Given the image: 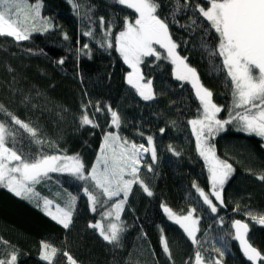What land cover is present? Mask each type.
Listing matches in <instances>:
<instances>
[{
  "label": "trees",
  "instance_id": "16d2710c",
  "mask_svg": "<svg viewBox=\"0 0 264 264\" xmlns=\"http://www.w3.org/2000/svg\"><path fill=\"white\" fill-rule=\"evenodd\" d=\"M29 1L41 3V16L51 26L24 39L0 33L3 146L22 163L76 158L86 179L61 171L44 176L74 197L66 226L0 186V264H69L70 259L77 264H196V257L214 261L218 256L220 264H249L233 238L237 219L248 226L247 239L264 264V139L230 123L208 137L216 159L229 170L214 190L197 135L206 106L196 87L177 77L165 47L154 41L133 74L148 85L150 97L141 98L145 86L127 77L117 38L137 19L136 8L121 0ZM225 1L147 0L153 22L197 74L219 122L246 109L235 103L222 35L209 15ZM107 133L145 151L116 216H106L116 199L88 178ZM162 206L198 217L193 240ZM43 244L55 251L50 262L40 259Z\"/></svg>",
  "mask_w": 264,
  "mask_h": 264
},
{
  "label": "rangeland",
  "instance_id": "374dc122",
  "mask_svg": "<svg viewBox=\"0 0 264 264\" xmlns=\"http://www.w3.org/2000/svg\"><path fill=\"white\" fill-rule=\"evenodd\" d=\"M121 1L135 7L138 12L135 22L127 24L125 30L117 38L119 53L129 68L127 76L129 81L138 86L143 85L141 81H137L133 77V74L137 70L142 56L150 52L153 41L165 47L175 64L177 77L192 83L204 99L206 117L196 125V129L197 135L200 136L199 142L202 144L203 158L208 165L211 185L214 190H218L225 182L229 170L216 159L213 148L207 143L208 137L217 135L226 129L227 124L230 123L236 130L254 133L264 139V78L259 75V72H255L251 68L237 48L232 25L235 0H226L216 4L214 10L211 9L209 12L222 35L221 51L236 84L235 103L241 109L246 108L243 113L239 115L230 114L221 122L217 119L216 108L203 95L195 71L185 67L183 61L176 55L175 45L167 37L166 31L151 21L152 17L149 13L147 0ZM40 6L39 1L0 0V33L15 39H24L31 32L47 30L51 23L41 16ZM143 86L147 87L148 85ZM112 123L117 127V116L114 115ZM5 136V129L0 125V186L35 204L46 215L66 226L71 219L74 197L68 196L63 189L49 185L44 176H47L51 171H61L73 173L81 179H86L80 161L76 158L59 157L36 163L15 161L14 153L3 146ZM139 147L137 148L133 144H125L119 139L117 133H107L103 138L102 152L94 161L88 178L93 180L104 191L105 195L116 199L113 209L108 210L106 216L117 215L120 207L124 204V198L131 186L130 183L136 179L134 176L140 164L139 158L141 159V154L145 155L144 149ZM147 151L152 159L155 158V152L150 146ZM130 179H133L132 182ZM42 191L51 192L55 197L54 201L44 195ZM84 193L91 201L92 194L87 190ZM213 194L215 195L217 192L213 191ZM38 197L43 198L40 200ZM162 209L166 217L180 226L190 239L195 238L198 231V217L193 214L178 215L166 206H162ZM99 231L106 235L102 228H99ZM54 254L53 248L47 247L45 244L42 245L40 259L50 262ZM218 258L211 261L213 259L202 260L196 257L195 263L220 264ZM69 264L77 263L70 259Z\"/></svg>",
  "mask_w": 264,
  "mask_h": 264
},
{
  "label": "water",
  "instance_id": "95a60500",
  "mask_svg": "<svg viewBox=\"0 0 264 264\" xmlns=\"http://www.w3.org/2000/svg\"><path fill=\"white\" fill-rule=\"evenodd\" d=\"M232 25L240 54L264 78V0H235ZM150 95L148 88L140 87L141 98H149ZM232 233L245 261L260 264V252L247 239L246 223L234 220Z\"/></svg>",
  "mask_w": 264,
  "mask_h": 264
},
{
  "label": "bare ground",
  "instance_id": "6f19581e",
  "mask_svg": "<svg viewBox=\"0 0 264 264\" xmlns=\"http://www.w3.org/2000/svg\"><path fill=\"white\" fill-rule=\"evenodd\" d=\"M233 238H234V236H233ZM235 240V239H234ZM236 242V241H235ZM237 245V244H236ZM238 247V246H237ZM239 250V249H238ZM240 252V251H239ZM241 254V253H240ZM242 255V254H241ZM243 256V255H242ZM244 258V257H243Z\"/></svg>",
  "mask_w": 264,
  "mask_h": 264
},
{
  "label": "flooded vegetation",
  "instance_id": "af4514ba",
  "mask_svg": "<svg viewBox=\"0 0 264 264\" xmlns=\"http://www.w3.org/2000/svg\"><path fill=\"white\" fill-rule=\"evenodd\" d=\"M153 19H154V18H152V20H151V21H153ZM156 24H157V23H156Z\"/></svg>",
  "mask_w": 264,
  "mask_h": 264
}]
</instances>
